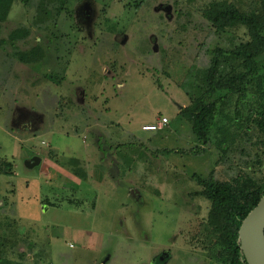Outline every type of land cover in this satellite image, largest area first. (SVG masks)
<instances>
[{
	"label": "rangeland",
	"instance_id": "rangeland-1",
	"mask_svg": "<svg viewBox=\"0 0 264 264\" xmlns=\"http://www.w3.org/2000/svg\"><path fill=\"white\" fill-rule=\"evenodd\" d=\"M215 1L259 5L15 0L0 33V264H227L199 233L211 203L197 179L264 182L256 95L239 117L231 95L204 151L179 152L199 145L180 111L205 89L211 50L249 40L215 29ZM35 46L43 60L22 62Z\"/></svg>",
	"mask_w": 264,
	"mask_h": 264
},
{
	"label": "trees",
	"instance_id": "trees-1",
	"mask_svg": "<svg viewBox=\"0 0 264 264\" xmlns=\"http://www.w3.org/2000/svg\"><path fill=\"white\" fill-rule=\"evenodd\" d=\"M256 1L259 3L258 8L251 12L227 1L212 2L204 11V15L217 31L224 32L244 26L249 40L232 49L216 47L211 50L213 56L205 75V89L180 111L190 121L199 143L188 152L179 150L183 154L196 155L204 151L210 141V132L231 95L237 96V117L251 93L256 95L258 111L253 121L256 129L264 136V0ZM14 2L15 0H0V33ZM19 37L21 31L16 29L11 32L9 40L15 42ZM43 58L44 50L41 46H35L20 55L24 63L36 64ZM227 61L237 62L230 75L222 70L223 63ZM3 163L6 168H11V162L3 160ZM197 181L201 190L195 194L205 197L211 203L208 216L199 228L207 249L218 245L223 255L227 256V264H248L241 250L239 230L245 217L264 196V182H258L244 174L229 181H220L213 173L205 179L198 177Z\"/></svg>",
	"mask_w": 264,
	"mask_h": 264
},
{
	"label": "water",
	"instance_id": "water-1",
	"mask_svg": "<svg viewBox=\"0 0 264 264\" xmlns=\"http://www.w3.org/2000/svg\"><path fill=\"white\" fill-rule=\"evenodd\" d=\"M239 242L248 264H264V196L243 220Z\"/></svg>",
	"mask_w": 264,
	"mask_h": 264
},
{
	"label": "built area",
	"instance_id": "built-area-1",
	"mask_svg": "<svg viewBox=\"0 0 264 264\" xmlns=\"http://www.w3.org/2000/svg\"><path fill=\"white\" fill-rule=\"evenodd\" d=\"M169 119L167 117H162V119L156 123V124H146L143 126V129L146 131H156V130H160L163 129L164 127H166L169 123Z\"/></svg>",
	"mask_w": 264,
	"mask_h": 264
},
{
	"label": "crops",
	"instance_id": "crops-1",
	"mask_svg": "<svg viewBox=\"0 0 264 264\" xmlns=\"http://www.w3.org/2000/svg\"><path fill=\"white\" fill-rule=\"evenodd\" d=\"M66 174V172H64Z\"/></svg>",
	"mask_w": 264,
	"mask_h": 264
}]
</instances>
